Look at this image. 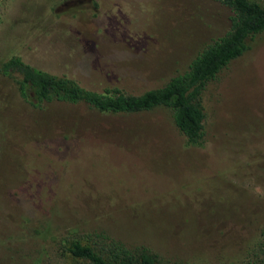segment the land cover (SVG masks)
<instances>
[{
	"label": "rangeland",
	"instance_id": "374dc122",
	"mask_svg": "<svg viewBox=\"0 0 264 264\" xmlns=\"http://www.w3.org/2000/svg\"><path fill=\"white\" fill-rule=\"evenodd\" d=\"M229 16L215 0H0V66L20 56L137 94L186 70ZM202 103L190 144L164 106H37L0 70V264H75L61 248L97 233L160 264H240L264 227V32Z\"/></svg>",
	"mask_w": 264,
	"mask_h": 264
},
{
	"label": "trees",
	"instance_id": "16d2710c",
	"mask_svg": "<svg viewBox=\"0 0 264 264\" xmlns=\"http://www.w3.org/2000/svg\"><path fill=\"white\" fill-rule=\"evenodd\" d=\"M230 11L229 28L205 44L191 59L186 70L171 76L161 86L134 94L117 87L95 91L76 80L55 75L12 56L0 70L16 84L20 96L34 105L49 102L83 103L110 113H138L156 106L169 108L175 126L190 144H200L204 130L202 94L208 82L233 59L241 56L250 41L264 32V3L257 0H215ZM92 243L73 240L61 248L75 264H160L156 254L145 246L128 247L103 233ZM240 264H264V227L260 239Z\"/></svg>",
	"mask_w": 264,
	"mask_h": 264
}]
</instances>
